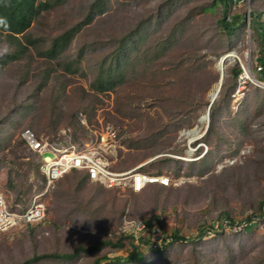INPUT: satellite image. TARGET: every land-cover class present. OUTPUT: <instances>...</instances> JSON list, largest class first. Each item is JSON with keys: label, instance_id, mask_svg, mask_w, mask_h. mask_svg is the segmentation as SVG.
<instances>
[{"label": "rangeland", "instance_id": "374dc122", "mask_svg": "<svg viewBox=\"0 0 264 264\" xmlns=\"http://www.w3.org/2000/svg\"><path fill=\"white\" fill-rule=\"evenodd\" d=\"M40 1L50 7L26 33L35 44L27 43L20 60L0 68V191L9 206L25 208L45 188L34 167L40 157L18 138L27 129L47 140L65 132L82 145L91 131L110 125L120 144L112 158L114 171L141 166L143 172L166 173L175 184L134 194L81 186L79 174H68L42 196L46 216L41 224L0 233V264H22L35 255L71 253L77 246L99 243V250L81 252L73 261L37 264L125 258L131 249L128 241L122 249L114 243L138 221L159 229L163 241L152 240L154 247L167 245L163 252L141 246V264H264V104L258 108L264 96L240 77L236 86L232 80L235 63L250 69V53L252 59L262 55V42L249 26L252 12L261 13L264 22V0H237L229 8L230 16L240 14L245 23L232 37L217 29L223 9L219 1L209 13L204 10L215 0H106L104 13L83 26L52 60L38 53L82 23L95 0ZM127 35L131 38L125 41L134 39L136 50L127 58L124 77L99 93L97 81L108 63L118 61L120 41ZM14 50L0 35V56ZM228 54L233 57L222 67L225 91L215 97L214 128L207 132V106L221 76L218 58ZM200 119L206 122L199 124ZM193 129L199 137L194 140ZM7 132L12 136L9 146ZM204 155L202 171L199 159ZM20 194L21 203L16 201ZM250 217L257 224L243 234ZM174 234L186 240L173 243ZM101 264H112V259Z\"/></svg>", "mask_w": 264, "mask_h": 264}, {"label": "trees", "instance_id": "16d2710c", "mask_svg": "<svg viewBox=\"0 0 264 264\" xmlns=\"http://www.w3.org/2000/svg\"><path fill=\"white\" fill-rule=\"evenodd\" d=\"M218 1H219V3H221L223 9H222V18L217 23V29L222 30L226 37L235 36V34L239 32L238 30H240L242 25L245 27V23L241 24V15L240 14H237V15L234 14L231 16L229 15V8L231 9L233 6H235L237 0H215L214 5L210 6V8H207L204 11L208 10L209 13H212L215 9V6H217ZM105 5H106V0H95L94 4L92 5V7L88 13L87 18L82 23L76 25L75 27L67 29L65 32H63L59 36L53 38L51 43H50L49 48L44 50V51H40L38 53L39 56L43 57V58H47L49 60L56 59L60 54H62V52H64V50L67 48V46L70 43V41L72 40V38L75 36V34H77L81 30V28L83 26L90 24L94 20V18L96 17L97 14L99 15V14L104 13ZM49 7H50V5H48V3L42 2L40 0H0V35L4 36L7 40V42L9 44L13 45V47L15 48V50L13 52L7 53L4 56L3 55L0 56V68H2V67L4 68L5 66H7L8 64H10L12 62L20 60L26 54V52L29 49V47L27 46V43L29 45L35 44V41L32 40L31 37H28L26 35V33L29 30V28L31 27L35 18L42 11H45ZM250 19H251V23H250L249 28L252 29L257 34V36L260 38V40L262 42L261 43L262 47L260 48V53L262 54L261 57H259L258 59L257 58L252 59L254 57V55L252 52L250 53V56H251L250 64H252V67L250 66L251 67L250 70H251L252 75L254 76V78L258 82L264 83V74L257 72L256 68H255L256 62L258 64L264 66V22H261V13L257 14L256 12H252L250 14ZM136 31H135V33H136ZM132 37H133V33H132ZM25 38L27 39V41L25 40L26 42H23V39H25ZM126 38H131V36L127 35L125 38L121 39L120 46L118 47V53L116 54V55H118V61H116V63L114 65H113V63L112 64L108 63L107 68L109 67V69H105L104 72L101 73V76L97 81L99 86L97 87L96 90L99 93L112 89L115 86V84L120 83V81H122V79L124 77V65L127 62V58L129 57V54L131 52L134 53L136 50V49L133 50L134 47L136 46L134 39H132L131 42L130 41L126 42L125 41V40H127ZM158 51L160 52V50H158ZM155 54L157 55L159 53H155ZM223 56H224V54L221 57H223ZM221 57H219L218 59H220ZM252 60H253V62H252ZM235 64H236V67L233 69V72H232V78H233L232 80L235 81V86H236L237 83H240V81L237 82V78L243 73V69H242V67H239L237 65L238 63H235ZM216 83H219V81ZM223 83H224V74H223L222 83H221L218 95L220 93H223V91H225V87L223 86ZM245 83H246V87H248L249 89L251 88V90L254 93H258V94L264 96V89L263 88L256 86L249 81H245ZM45 84H46V80H43V82L41 83V87H43ZM233 90H235L234 86L231 87L230 94H232ZM214 101H215V99H214ZM214 101L211 103V105L209 102V104L207 106V109H208V107L210 105V108L208 110V116H210V118H211V124L207 128L208 129L207 132L210 130H213L212 128H214L213 125H214V122L216 119L215 118V112H214L216 106L214 104ZM262 104H264V102H259L258 108ZM27 130H29V129H27ZM31 132H33V134L35 136H37L34 131H31ZM18 138H19L20 143H22L24 145V147L29 152L33 153L30 150V148L28 147V145L26 144L25 140L22 138L20 133H19ZM11 140H12V136H10V134L7 132L5 143H7V145L9 146L11 143ZM163 162H170V160L166 159ZM177 162L180 163L181 161L178 160ZM206 163H207V157H205V155L201 156V158L199 159V164L202 166L201 167L202 171L204 170V166ZM34 167L36 169H38V173H39V175L41 177V181H42V186L44 187L45 177L40 171V168H39L40 163L38 162V165H34ZM202 171L200 172V174L202 173ZM71 173H77L81 176V179H80V185L81 186L83 184L88 183V184L97 185V186H100L101 188H104L102 185H100L98 183L91 182L89 180L87 174L84 171L71 170L69 173L65 174L63 177H65L66 175L71 174ZM145 173H148V172H145ZM149 174L169 176L166 173H162V174L161 173H149ZM10 176L11 175H9V182H8L9 185H11ZM63 177H61L59 180H57L53 184L52 187H54L55 184L58 181H60ZM169 177L171 179V183L168 186H164V185H161L159 183L149 184L141 192H143L148 187L154 186V185H157L161 188L171 187L173 182H174V179L171 178V176H169ZM104 189L109 190V191L116 190V189H106V188H104ZM127 190L130 191L131 193H134L130 189H127ZM22 194H20V196L18 198H16V201L19 203L22 202V199H21ZM134 194H138V193H134ZM41 200H42V198H41ZM7 205L10 208V210L19 211V212L26 210L29 206L28 205L25 208H21L20 205L16 204L15 208L20 206L21 209L15 210V209H12V207H10L8 203H7ZM254 216H256V215H254ZM260 216L264 217V202H261ZM260 216H257V217H260ZM226 218H228V217H226ZM44 220H45V218L39 223H36L34 225H28V226L32 227V226L39 225ZM228 223L232 225L235 223V221L228 218ZM255 224H257V223L254 221V219H252L251 217L248 218L247 224L242 229V233L245 234L246 232H251V229L253 228V226ZM153 229H155V228L151 227L150 225H147L146 234L137 238V239H135L131 235H126L124 233L120 234V237L114 243L116 248L122 249L124 247V241H128V247L131 249L129 251V254L127 256H125V258L120 257V256L111 257L112 264H123V263H131V262H135V263H139V264L143 263L145 261V257L143 255V253L140 251L141 246L148 247L149 250H151L152 252H163L164 250H166L167 245H164L165 243H163V247L161 249H158V247L153 246L154 244L152 242V234H151ZM202 236H203V229H201L198 238L201 239ZM179 240L182 241V240H186V239H184V237H181L180 235L174 234V236L172 237V242L174 243V242L179 241ZM102 244L103 243H99L96 246H89L87 248L77 246L75 248V250L71 253H64V254L53 253V254L35 255L31 259H27L22 264H37L42 260H58L61 262L73 261L79 257V253H81V252L89 253L92 251H97V250H99V248ZM111 259L107 255V256H104L102 258L95 260L94 264H101V262L103 260H109L110 261Z\"/></svg>", "mask_w": 264, "mask_h": 264}, {"label": "built area", "instance_id": "2783aa9c", "mask_svg": "<svg viewBox=\"0 0 264 264\" xmlns=\"http://www.w3.org/2000/svg\"><path fill=\"white\" fill-rule=\"evenodd\" d=\"M255 68L257 72L264 74V66L256 62ZM242 69L243 73L239 79L264 89V83L254 79L249 68ZM21 136L30 150L40 157L39 168L45 177V188L43 193L37 194L28 208L22 212L10 210L4 194L0 191V218H3L0 233L41 222L46 215V204L41 200L42 196L71 170L84 171L91 182L98 183L106 189H130L134 193H140L149 184L159 183L168 186L171 183L169 176L142 172L141 166L124 172L114 171L112 158L115 157L120 144L117 131L110 125H101L99 129L91 131L90 139L82 145L72 142L65 132L62 133V137L54 140L37 137L30 130H24ZM138 222L143 224V229L138 227ZM138 222L133 223L128 231V235L135 239L147 232L145 223ZM151 234L154 242L163 241L159 229H153Z\"/></svg>", "mask_w": 264, "mask_h": 264}, {"label": "bare ground", "instance_id": "6f19581e", "mask_svg": "<svg viewBox=\"0 0 264 264\" xmlns=\"http://www.w3.org/2000/svg\"><path fill=\"white\" fill-rule=\"evenodd\" d=\"M227 57H229V59H230V58L233 57V54H228L225 58H227ZM247 57H248V53H247ZM226 60H228V58H227ZM221 61H222V62L225 61L224 58L221 59ZM221 61H220V63H221ZM220 63H219V65H218L219 68H220ZM223 63H224V62H223ZM223 63H222V64H223ZM220 71H222V69H220ZM218 87H219V83L215 84V86H214V88H213V91H212V93L210 94V99H212V98L215 96V94L217 93ZM205 118H207L206 115H205ZM202 122H206V119H200V120H199V124H200V123L202 124ZM197 131H198L197 129H193V131H192L191 134H190V136H191V138H192L193 140L199 138V137H198V132H197ZM189 139H190V138H189ZM192 139H191V140H192Z\"/></svg>", "mask_w": 264, "mask_h": 264}, {"label": "water", "instance_id": "95a60500", "mask_svg": "<svg viewBox=\"0 0 264 264\" xmlns=\"http://www.w3.org/2000/svg\"><path fill=\"white\" fill-rule=\"evenodd\" d=\"M249 55V54H248ZM228 59H229V57H227ZM227 58H224V60H226ZM220 60H221V58H220ZM219 60V61H220ZM218 61V62H219ZM224 62V61H223ZM222 61H221V63H220V69H222V67H223V63ZM218 68H219V66H218ZM222 71H221V76H220V80H219V87H218V90H217V93L215 94V96L210 100V105H211V103L214 101V99H215V97L217 96V94H218V92H219V90H220V86H221V83H222ZM210 105H209V107H208V109H207V113H206V117L208 118V110H209V108H210Z\"/></svg>", "mask_w": 264, "mask_h": 264}, {"label": "clouds", "instance_id": "9594fccd", "mask_svg": "<svg viewBox=\"0 0 264 264\" xmlns=\"http://www.w3.org/2000/svg\"><path fill=\"white\" fill-rule=\"evenodd\" d=\"M2 223H3V218H0V226H2ZM138 227L140 228V229H143V224L141 223V222H138Z\"/></svg>", "mask_w": 264, "mask_h": 264}]
</instances>
